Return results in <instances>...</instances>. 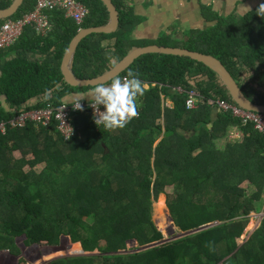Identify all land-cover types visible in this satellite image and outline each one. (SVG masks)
I'll return each instance as SVG.
<instances>
[{"label": "trees", "instance_id": "16d2710c", "mask_svg": "<svg viewBox=\"0 0 264 264\" xmlns=\"http://www.w3.org/2000/svg\"><path fill=\"white\" fill-rule=\"evenodd\" d=\"M78 1L88 10L80 28L62 13H52L48 35H37L29 27L14 48L0 53V122L11 119L15 111L31 108V100L37 101L35 108L47 100L58 107L65 97L92 89L67 85L61 65L79 30L103 27L109 17L100 0ZM12 2L0 0V10ZM111 2L118 13V28L111 35H90L78 44L73 61L78 80L100 77L131 51L148 45L131 37L138 20L132 10L125 8L123 0ZM34 3L24 0L9 20L23 18ZM260 4L239 17L214 13L213 26L188 30L181 41L164 38L155 44L216 58L252 103L264 105ZM129 71L138 73L147 89L137 101L138 118L123 129L96 128L83 112L74 114L77 134L69 141L59 134L56 121L50 128L28 123L0 135V223L7 225L5 232L24 235L29 244L55 243L65 235L85 252L102 253L53 264H176L185 252L217 264H264V219L246 245L238 247L236 242L246 226L239 217L249 215L253 201L264 200V136L207 104V100L232 99L216 72L201 62L147 54L118 77ZM177 88L199 93L196 110L185 109L186 94L177 93ZM159 94L169 95L171 110L160 112ZM158 121L163 122L165 133L152 153L162 132ZM229 126L241 128L242 136L237 142L225 141L227 148L220 152L214 142ZM14 152L22 158L14 159ZM27 156L32 160L23 159ZM42 164L44 170L36 174L33 170ZM246 183L255 190L251 198L242 188ZM169 188L173 193L166 195V205L180 232L218 225L139 254L111 255L125 250L129 241L141 247L162 241L152 220L153 205Z\"/></svg>", "mask_w": 264, "mask_h": 264}, {"label": "crops", "instance_id": "0c3cea01", "mask_svg": "<svg viewBox=\"0 0 264 264\" xmlns=\"http://www.w3.org/2000/svg\"><path fill=\"white\" fill-rule=\"evenodd\" d=\"M262 1L263 0H123V4L125 8H130L133 15L138 19L131 33L132 39L148 43V45L144 46L147 47L155 45L157 40L166 41L164 38L170 42L181 41L184 38L183 34L188 30L206 29L213 26L214 21H212V14L214 13L224 18L229 15L239 17L254 9ZM144 87L147 89L146 85ZM159 95L162 109L160 112L171 110L172 101L169 95ZM72 98L76 100L79 96H73ZM83 100H89V98H84ZM158 123L162 126V132L161 135L159 134L157 136L158 139L153 146L152 153H154L156 146L161 142L163 134L165 133L163 122L158 121L157 124ZM178 133L184 136L182 132L178 131ZM0 135L4 134L0 132ZM225 140L226 142H231L229 139L228 127L225 129L224 136L217 139L214 144L217 146L218 142H225ZM2 227L3 225L0 223V234H4L5 238L0 239V241H7L10 236ZM13 236L15 237L8 240L11 250L5 247H2V250H0V264H11L10 262L12 259H16L17 262L21 260L22 264L30 263L32 261L31 259L35 257V247H37V245L27 244L25 246L24 241L27 240L23 235ZM19 239L22 240L20 241ZM25 252H27L26 255H24Z\"/></svg>", "mask_w": 264, "mask_h": 264}, {"label": "built area", "instance_id": "2783aa9c", "mask_svg": "<svg viewBox=\"0 0 264 264\" xmlns=\"http://www.w3.org/2000/svg\"><path fill=\"white\" fill-rule=\"evenodd\" d=\"M52 13H62L65 19L73 21L77 27H81L88 16L87 8L78 0H35L33 10L28 12L19 20H7L0 23V53L7 49L15 47L17 41L22 37L25 29L32 28L37 35L46 36L51 30L50 15ZM179 94L185 93V109L194 111L198 107L199 93L195 90L184 92L180 88L175 89ZM79 103L72 107L62 105L53 107L49 102L45 108L36 109L19 114L9 124V127L23 128L28 123L35 126H49L52 121L57 122V129L62 136L68 140L74 136L76 129L72 125L73 116L76 112L85 110L96 128L103 125H97L94 119L95 109L90 104L82 103V108L77 109ZM207 104L212 106L217 112L227 114L231 119L236 120L239 124L251 125L254 130L264 136V113H257L250 110L242 109L233 102H227L223 99L207 100ZM100 111L104 107L100 106ZM136 119V118H134ZM6 124H0V132L5 133ZM229 139L231 142H237L242 136V130L238 126L228 127Z\"/></svg>", "mask_w": 264, "mask_h": 264}, {"label": "rangeland", "instance_id": "374dc122", "mask_svg": "<svg viewBox=\"0 0 264 264\" xmlns=\"http://www.w3.org/2000/svg\"><path fill=\"white\" fill-rule=\"evenodd\" d=\"M61 101L67 102V101H71V99L68 96V97H65L64 99H62ZM216 148L220 152H223V151H225L227 146H225V142L222 141V142L217 143ZM12 157L16 160H19L22 158V155L20 153L16 152V153L12 154ZM23 159L26 161H31L32 157L27 156V158L24 157ZM44 167L45 166L43 164L38 165L35 167V169L33 171L36 174H40L44 170ZM28 171H29L28 167L24 169V172L27 173ZM242 188L245 190L248 198H251L255 193L253 186L249 185L248 183L242 185ZM172 193H173L172 188L167 189L166 194L160 195L158 197L157 201L153 205L152 220H153L155 226L157 227V229L160 231V233L163 236V239L159 244L166 245V244H171V243H177V242L182 241L186 238H190V237L194 236V235H188L187 232L186 233L180 232L175 227L174 223H172L170 221L171 216H170L169 210H168L167 205H166V195L172 194ZM262 201L261 202H260V200L259 201H253V203H254L253 209L251 210L249 215L242 214L239 217L241 219L239 221L242 223L246 222V226H245V229H244L242 236L236 240L238 247H242V246L246 245V243L250 240V238H252V236L254 235L256 230L260 227L262 220L264 219V200H262ZM247 222H248V224H247ZM1 224L3 225L2 228L5 231V229L7 228L6 227L7 225L3 224V223H1ZM212 224H215V223H212ZM217 225L218 224L216 223V226ZM7 234L10 236L9 239H11L12 237H15V236H13L14 234L11 233V231L7 232ZM17 237H20V236H17ZM23 237L26 239V237L24 235H23ZM0 239H4V234H0ZM8 240L7 241H4V240L0 241V250H2V247H5V248L11 250V247L9 245ZM19 240L21 241L22 239H19ZM24 243H25V246L27 244H29L28 240L24 241ZM155 244H157V243H155ZM36 245H37V247H35V257L32 258L31 259L32 261L28 264H53L55 262L57 263L58 261H66L68 259L91 258V257H98V256L102 255V253L99 252V250H96L93 252H89V251L85 252L84 250H82L80 243L73 242L69 237H67L65 235L59 236L57 238V241H55V243H50V244L49 243H38ZM100 248L103 249V251L106 250V248L104 246H102ZM142 249H143V247H141L138 242L137 243L136 242L130 243V241H129L126 245L125 250L120 251L116 254H111V255H113V256L120 255L119 253H121V252H124L127 255L139 254L142 252L141 251ZM26 253L27 252H25L24 255H26ZM12 255L16 256L14 254H12ZM106 256H108V255H106ZM227 259L225 258L223 261H225ZM16 262H17L16 259H12L10 263L16 264ZM18 262H19V264H22L21 260H19ZM18 262H17V264H18ZM176 264H217V263H214V262L211 263V262H207V261L204 262L202 259L199 261V258H197L196 255L190 254L189 252H185V253H181L178 256Z\"/></svg>", "mask_w": 264, "mask_h": 264}, {"label": "water", "instance_id": "95a60500", "mask_svg": "<svg viewBox=\"0 0 264 264\" xmlns=\"http://www.w3.org/2000/svg\"><path fill=\"white\" fill-rule=\"evenodd\" d=\"M24 0H13L12 4L9 6V8L5 10H0V21L1 20H7L12 17H14L17 14V11L21 8ZM102 5L105 7L107 13H108V22L103 27H97V28H87L82 29L79 31L76 36L71 40L68 50L66 51L62 65H61V71L62 75L64 77V80L67 85L73 88H94L99 83H105L109 84L111 83L113 78L118 77L121 75L124 71H126L135 60L140 58L141 56L147 55V54H170V55H177V56H185L190 59H193L195 61L201 62L204 65L208 66L212 70L216 72V74L219 76L221 82L225 85L226 89L229 92V95L232 99V101L239 107L245 110H250L257 113H264V105H257L252 103L242 92L238 84L235 82L233 77L230 75V73L226 70V68L222 65V63L217 60L216 58L179 48V47H168V46H159V45H152L142 48H137L131 51L126 57H124L117 65H115L109 72H106L104 75L93 78V79H86V80H78L75 75L73 74V61L75 56V50L78 44L85 39L86 37L90 35H111L116 32L118 28V13L112 4L111 0H100ZM170 221L173 223L172 218ZM216 226L215 224H209L206 226H203L199 229H196L194 231L188 232V235H195L197 233H201L205 230H208L210 228H213ZM137 241H130V243ZM164 244H151L148 246L143 247L141 250L142 252H146L148 250L163 246ZM141 252V253H142ZM120 255H127L124 252L119 253ZM131 255V254H130Z\"/></svg>", "mask_w": 264, "mask_h": 264}, {"label": "clouds", "instance_id": "9594fccd", "mask_svg": "<svg viewBox=\"0 0 264 264\" xmlns=\"http://www.w3.org/2000/svg\"><path fill=\"white\" fill-rule=\"evenodd\" d=\"M257 14L260 15L261 17H264V4H260V6L257 9ZM144 93H145L144 82L139 78V74L133 71H129L127 75L123 78L120 77L113 78L110 84L99 83L85 94L80 93L69 96L71 101L64 102V104L62 105H67L69 107H72L75 104L79 103L78 106L75 108L81 109L82 103H84L85 105L92 103L91 106L95 109L94 111L95 123L98 126L103 125V127L106 130L115 131L117 129L125 128L134 118H138L139 106L137 101L139 97H142L144 95ZM73 96H79V98L75 100L72 98ZM84 98H89V100H83ZM49 101L50 100H47L45 103H43L42 107L35 108L34 106L37 105V101L31 100L30 101L31 108L15 111L11 119H9L8 121H3L0 124L2 123L6 124L7 130L22 129V128L9 127V124L15 119V117H17L21 113L45 108ZM101 105L104 107V111H100ZM52 106L56 107L55 105ZM83 112H85L88 115V113L85 110H83ZM83 112H76V113L81 114ZM34 127L50 128L49 126H43V125H37V126L34 125ZM59 134L62 136L60 132ZM76 134L77 131L73 137H75ZM73 137H71L70 139H72ZM70 139L66 140L64 138V140L66 141H69Z\"/></svg>", "mask_w": 264, "mask_h": 264}, {"label": "bare ground", "instance_id": "6f19581e", "mask_svg": "<svg viewBox=\"0 0 264 264\" xmlns=\"http://www.w3.org/2000/svg\"><path fill=\"white\" fill-rule=\"evenodd\" d=\"M132 243H135V242H132Z\"/></svg>", "mask_w": 264, "mask_h": 264}]
</instances>
